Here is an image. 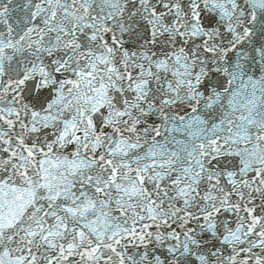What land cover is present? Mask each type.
I'll return each mask as SVG.
<instances>
[{
  "label": "water",
  "instance_id": "water-1",
  "mask_svg": "<svg viewBox=\"0 0 264 264\" xmlns=\"http://www.w3.org/2000/svg\"><path fill=\"white\" fill-rule=\"evenodd\" d=\"M0 264H264V0H0Z\"/></svg>",
  "mask_w": 264,
  "mask_h": 264
}]
</instances>
